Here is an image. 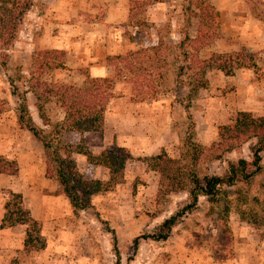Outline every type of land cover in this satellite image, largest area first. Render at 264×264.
Wrapping results in <instances>:
<instances>
[{
    "label": "rangeland",
    "instance_id": "374dc122",
    "mask_svg": "<svg viewBox=\"0 0 264 264\" xmlns=\"http://www.w3.org/2000/svg\"><path fill=\"white\" fill-rule=\"evenodd\" d=\"M130 1L95 0L94 10H78L80 13L64 24L73 26V35L68 28L52 26L49 17L54 11L48 0H32V7L20 20L13 45L7 51L5 68L0 67V156L17 166L15 175H0V264H264V225L254 226L248 223L250 218L242 221L238 217V212L246 214L251 209L257 219L264 218V153L261 171L247 185L228 189L227 196L214 203L199 198L195 209L173 226L165 241H139L132 253L133 238L150 234L162 219L188 203L187 194L180 193L169 194L156 204L158 176L143 162L153 155L130 156L124 148L111 147L119 149L125 161L120 175L109 179L103 167L89 165L83 156L71 153L75 170L90 192L88 208L74 210L57 183L45 177L40 144L17 125L20 97L12 92L24 97L32 121L40 126L34 92L28 89L35 81L79 88L93 79L89 77L88 66L102 65L101 70L108 75L104 78H111L114 83L112 98L104 112L105 128L84 133L64 129L61 142L96 155L111 148L96 146L93 151L84 145L85 139L95 145L98 136L101 142L104 138L110 141V137L113 142L116 137L123 140L127 128L137 126L164 144L154 155L163 151L168 157H178V133L179 137L186 136L189 120L181 112L187 103V91L186 87L178 86L177 67L188 64L197 21L185 10L188 0L147 2L129 18ZM208 2L217 13L216 29L210 43L197 56L205 59L212 53L242 51L252 57L255 71L239 68L230 76L214 69L206 72L207 86L198 90L187 109L193 138L205 147L216 140L219 126L233 123L236 112L227 109L233 108L232 102L238 101L244 112L264 117V0ZM189 7L196 11L194 2ZM62 17L66 16H59ZM58 28L65 34L63 49L50 46ZM156 43L161 44L159 59L132 62L133 74L121 65L116 74L106 61L154 47ZM46 50L63 53V58L51 54L47 60L52 64L62 62V67H38L35 61L40 62V58L36 54ZM88 54L97 62L88 63L85 57ZM161 60L166 62L164 67ZM189 74L185 70L180 79L186 80ZM37 103L51 124H62L63 113L54 98L40 99ZM153 103H159L163 113L155 128L144 118L137 123L136 118L124 117L132 105L143 107ZM116 108L121 110L118 120L109 117ZM252 145L253 140H249L220 161L201 163L199 170L202 174L220 175L227 160H249ZM236 190L244 196V203H236ZM11 194L20 195L22 207L38 224L40 239L29 246L23 245L25 226L1 224L4 204ZM252 198L258 202H251ZM224 205L229 206L226 213ZM108 230L115 235L117 263Z\"/></svg>",
    "mask_w": 264,
    "mask_h": 264
},
{
    "label": "trees",
    "instance_id": "16d2710c",
    "mask_svg": "<svg viewBox=\"0 0 264 264\" xmlns=\"http://www.w3.org/2000/svg\"><path fill=\"white\" fill-rule=\"evenodd\" d=\"M156 1H130L129 18L140 7L145 6L147 2ZM191 1L194 2L195 12L189 7ZM31 7L32 0H0V67L2 70L5 68L8 58L7 51L13 45L20 20ZM185 10L197 21L196 36L190 43L192 52L188 64L186 67L178 66L176 75L178 86L180 88L186 87L187 91L185 94L187 103L181 109L183 116L189 120L187 134L179 137L178 133L179 153L177 158L168 157L163 151H160L156 155L143 159V162L146 163L149 170L155 172L158 176L155 195L156 204H159L169 194L176 195L180 193L187 194L188 203L162 219L150 234H142L133 238L131 241L132 253H135L139 241H165L173 226L195 209L199 198L207 203L217 202L220 197L227 196L228 189L238 184L247 185L262 169L261 154L264 153V117L262 116H253L251 113L244 111L236 112L233 123L221 125L217 128L216 140L208 147L200 145L193 138L192 122L187 109L198 90L207 86L206 72L214 69L224 76H230L233 70L239 68H250L255 71V66L252 57L242 51L229 54L212 53L207 58L200 59L197 56L198 51L210 43L212 35L215 33L217 13L208 0H188ZM160 46V43H156L154 47L128 52L125 56H114L111 59H106V61L113 66L116 74L119 72V65L123 69L125 68L128 73L133 74L135 69L132 62L138 64L142 63L140 62L141 59H159ZM51 54H56L60 58L64 56L60 51L37 52L36 55L40 58V62H35L38 67L41 69L62 67V62L55 64L47 62ZM45 60L46 62L43 63ZM160 63L163 67L166 65L164 60H161ZM185 70H189L190 74L186 80H182L180 75ZM158 73L157 77H160L161 73ZM138 77L136 76V80ZM131 83L134 84L133 80ZM113 87L114 83L111 78L89 79L79 88L53 86L35 81L28 89L32 93L34 92L35 107L40 126L32 121L24 97L12 92V95L20 97L16 115L17 125L40 144L44 156L45 177L57 183L62 195L74 210L88 208L90 192L85 182H82L81 175L75 170L74 163L70 159L71 153L80 154L89 165L103 167L107 171L109 179H114L120 175L125 160L117 148L102 150L96 155L91 154L84 148H71L61 142L60 134L64 129L78 133L100 131L103 126L106 106L112 98ZM49 97L58 102V107L63 113L61 125L58 123L51 124L43 115L41 104L37 103L40 99L47 100ZM178 105L180 106V104ZM249 140H253L249 160L241 158L227 160L225 170L220 175H207L200 172L199 166L201 163L220 161L224 155L230 154ZM16 173V163L0 156V175L13 176ZM79 192L81 195H79ZM237 193L236 203H244V196L240 194L239 190H236V196ZM252 201L254 203L258 202L255 198H252ZM228 209L229 206H223L225 213L229 211ZM247 213L238 212L240 220L244 221L250 218L247 221L251 225H264V218L262 220L257 219L251 209H248ZM245 215L247 218H245ZM1 224L9 227L15 225L25 226L26 230L23 237V245L25 246H29V244L40 239L38 224L32 220L27 210L22 207L19 194H11V198L5 202ZM108 231L112 235L117 263L119 259L115 245V235L112 230Z\"/></svg>",
    "mask_w": 264,
    "mask_h": 264
},
{
    "label": "crops",
    "instance_id": "0c3cea01",
    "mask_svg": "<svg viewBox=\"0 0 264 264\" xmlns=\"http://www.w3.org/2000/svg\"><path fill=\"white\" fill-rule=\"evenodd\" d=\"M48 1L50 3L49 4L50 8L52 9V11H54V15L52 17H49L50 23L52 24V26L68 28L67 31L69 33L71 31H74L73 26L69 25V23H67V25H64L65 22H68V20H71L73 17H76L78 13H80L78 10L80 11H88L89 9L94 10L95 6L93 5H96V3L94 2L95 0H48ZM110 1L112 2V0ZM111 4L113 3H109V5ZM60 15L66 16V17L59 18ZM122 16H123V13H122ZM70 35H73L72 32ZM65 42H66L65 34L62 32L61 28H58V34L51 38L50 46L63 49ZM85 57L88 63L92 64V63L97 62V60H93L89 54ZM101 66L102 65H94V64L88 66L89 77L90 78L107 77L108 75L104 74L103 70H101L103 68ZM231 105L233 106V108L236 107V109L233 110V108L228 107L227 109L230 112L232 111L234 113V112H239V111H245L244 109L239 107L241 105L238 101L232 102ZM159 107H160L159 103H153V105L151 106H149V104H146V105H143V107L132 105L130 107V110L127 111V114L124 117L125 118L126 117L136 118L137 120L135 121L137 123L139 121L138 119L143 120L142 118H144L145 121L149 122V124H151V126L155 128V126L158 124V120H160L159 118L163 116V113L160 110L161 108ZM120 111H121L120 109L117 110L116 108L110 113L109 117L110 118L114 117V120H118V118H120L121 116ZM138 111L141 114H139ZM155 114H157L156 118H154V116H156ZM105 118L106 117L104 116V122L102 126L103 129L106 126ZM127 131L128 133H125L126 137L123 140L119 137H116L113 142L111 140L112 138L110 137V141L104 138V140L102 141L104 143H102L100 140V137L98 136L96 137V140H98V145H95L94 141L93 143H90V141H86V139L84 140L83 143L86 146H90L89 149L96 148V146H100L99 149L101 148L109 149L111 147L124 148L128 151L130 156L154 155L156 152L159 151L160 148L164 147L163 143H161L160 141L157 142V140H155L154 137H150L148 136V134L146 135L143 128H138L137 126H130L127 128ZM147 133H148V130H147ZM90 137L93 138V136H90ZM99 149L96 151H99ZM92 150L94 151L95 149H92Z\"/></svg>",
    "mask_w": 264,
    "mask_h": 264
}]
</instances>
